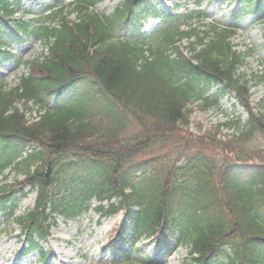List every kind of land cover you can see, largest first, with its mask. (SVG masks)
<instances>
[{
	"label": "trees",
	"instance_id": "16d2710c",
	"mask_svg": "<svg viewBox=\"0 0 264 264\" xmlns=\"http://www.w3.org/2000/svg\"><path fill=\"white\" fill-rule=\"evenodd\" d=\"M104 1L76 0L75 20L61 9L24 21L15 19L21 0H0V58L19 62L11 46L31 36L46 47L22 63L16 87L0 81V177L8 169L24 177L0 187V210L13 217L29 186L36 205L15 221L30 234L97 201L101 217L127 216L123 232L134 242L175 237L197 264H264V99L251 106L239 74L252 53L234 49V26H193L203 11L165 14L154 0H118L99 14ZM261 1L241 0L230 23L262 11ZM152 16L159 30L142 33ZM254 78L264 84V74ZM229 90L248 120L227 123L231 134L220 125L195 135L193 107L219 109Z\"/></svg>",
	"mask_w": 264,
	"mask_h": 264
},
{
	"label": "rangeland",
	"instance_id": "374dc122",
	"mask_svg": "<svg viewBox=\"0 0 264 264\" xmlns=\"http://www.w3.org/2000/svg\"><path fill=\"white\" fill-rule=\"evenodd\" d=\"M75 0H23L18 17L25 19L35 18L43 15L47 8L65 7ZM197 4L195 0H155L154 5L162 12L172 11L174 14H184L193 9L205 10L208 20L204 23L196 21V25L211 24L212 22H228L230 14L239 8L237 1L222 2L221 0H201ZM118 1L107 0L96 6L100 14L109 15L117 6ZM178 5H181L180 7ZM176 6V8H175ZM178 6V7H177ZM69 7L65 10L69 12ZM70 19H76L75 14ZM262 18L258 15H251L239 24L237 35L233 38V44L240 52L254 49L255 55L250 57L240 74L249 80L252 89L251 102L256 105L264 96V85L254 87V76L262 75L264 70V25ZM156 21H150L144 32L150 33L155 27ZM188 43L183 42L181 49L187 54ZM14 53L20 60L19 64L41 56L44 52V45L39 43L33 36L24 40L23 44L14 46ZM12 62L3 65L0 71L1 79H4L8 86L14 87L18 84L19 78L26 74L27 69ZM235 99H223L220 110H210L206 113L197 109L191 118V131L198 135L213 130L219 123L234 121L241 117L242 121L247 120L246 112L238 107ZM223 135L231 131L222 129ZM6 184L15 188L22 182L23 176L18 170L6 172ZM1 180L0 186L3 185ZM27 196H20L16 201V213L14 216H22L34 207L36 195L26 189ZM96 204L94 205V207ZM13 218L5 216L0 211V264H123L124 253L128 258V264H193L189 262L188 251L185 248H176L175 242H156L147 240L132 249L130 242L122 240V244L114 232L122 225L124 217L119 215L100 220L94 212L72 220L64 221L62 218L56 221V225L50 229L49 236L45 237L41 244V251L28 253L24 256L21 249L25 247V240L21 229L13 222ZM12 219V220H11ZM119 226V227H118ZM168 243V244H167ZM42 253L48 254L46 261H43Z\"/></svg>",
	"mask_w": 264,
	"mask_h": 264
}]
</instances>
